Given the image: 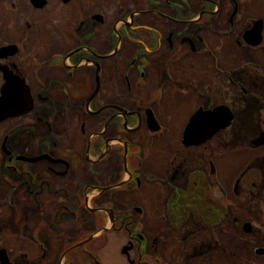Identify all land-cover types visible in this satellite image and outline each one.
<instances>
[{"label":"flooded vegetation","instance_id":"af4514ba","mask_svg":"<svg viewBox=\"0 0 264 264\" xmlns=\"http://www.w3.org/2000/svg\"><path fill=\"white\" fill-rule=\"evenodd\" d=\"M95 1L0 0V89L5 83L3 70H6L24 81L29 87L33 100L30 112L0 121V150L12 155L10 146L13 145L16 148L14 156L4 157L7 163H13L7 171L10 170L14 174L7 175L14 185H21L28 199L32 201L35 197L49 199V195L62 198L61 192L56 191V188L52 189L54 192L46 194L44 186L39 187L38 184L45 185L50 182L55 186L74 185L77 179L86 178V170L90 168L88 165L92 166L91 175L94 174V181L97 184H103V181L97 180L96 173L103 170L102 163L108 158L107 154L110 151H117L123 159L121 173L124 177L120 176L115 183L108 182L106 188H99L100 194L105 195L107 203L112 205V208L107 205L99 208L102 209L99 212L100 218L105 221V211L112 210L108 212L111 213L113 226L107 228L108 231H103L107 226L106 222H103L101 226L95 224L96 226L94 225L91 230L75 224L74 229L69 232L63 223L74 219L78 222V220L71 212L60 208L57 212L61 215L60 222L55 226L58 229H56L58 233L56 240H54L53 230L47 228V223L35 221L36 224L30 230L31 234L28 237L32 240L33 247L37 246L39 249L32 247L33 250L27 251L30 256L19 263L47 264L49 261L51 264L54 261L53 264H74L72 260L76 254L73 251L81 248L84 259L80 258L78 260L80 263L99 264L93 255L91 244L95 243L94 240L97 237H102L106 242V233L120 231L127 238H125L126 245H129L128 251L123 253L126 264H150L145 257L153 255L160 248L159 243H168L169 241L165 239L172 237L173 234H179V242L184 245L180 249H186L183 239L197 237L204 230H209L212 234L210 242L213 244L212 248L209 247L210 259L212 255L220 260L223 259L224 262L235 259V253L232 251L241 253L243 247L226 246L223 243L224 238L241 240L243 236H248L247 242L251 248V255L246 257L241 253L242 259L249 264H264V144L260 146L254 144L262 130L258 129L256 135L247 141L249 146L243 147V150L249 152L253 158L243 164L232 180L231 186L227 187L228 197L225 192L224 176L221 175L218 164L215 165L210 158L200 157L198 161L202 166H207V171L204 167L191 168L194 160L191 156L192 152L189 151L191 155L188 159L180 153L173 146L174 132L171 123L165 126L158 118L167 116L168 110L174 104L170 103V93L187 101L189 106L192 105L197 94L195 105L199 106L197 108L195 106L196 110L185 121L180 133L182 145L187 148H201L225 130L218 131L199 144L184 143V132L191 118L197 111L205 110L201 106L203 100L208 103V96L205 95L208 92L205 79L201 75H191L192 70L196 67L201 73L212 71L209 65V59H211L212 66L216 68L219 75L225 71L219 63L220 52L215 48L218 46L219 37L215 39L211 36L207 37L210 25L208 19L218 16L217 9L221 7V1L200 0L199 12L192 8L191 0ZM109 1L113 6L111 9L106 6ZM227 2L231 3L232 9L238 10L236 12L238 15L241 13L237 0ZM36 14H41L39 20L35 18ZM192 14H196L197 17H192ZM52 16H55V19L51 18ZM236 18L230 21L232 29H234ZM36 24L49 28L51 35L53 34L54 39L49 38L48 48L41 46L34 48V38L37 36L34 31ZM219 34L218 26H214L211 29V35ZM79 37L80 40H76ZM83 37L86 39H81ZM234 41L239 49L245 48V44L240 43V38ZM99 43L103 45L100 46ZM247 48L250 52L258 53L263 47ZM44 52L50 53L41 58L39 53ZM251 56L253 57L248 62L256 64V55L251 53ZM260 67L261 65L258 64L259 69ZM238 68L226 74L227 80L244 90L241 86L242 75L251 79L256 74L250 73L248 69ZM258 68L256 67L254 71L259 72ZM119 77L125 92L120 90L117 92ZM261 77L264 84V76L261 75ZM87 79L92 83V90L89 96H80L85 98L80 102L75 93L84 91ZM32 80L35 85L31 83ZM194 81L199 84L198 89L186 86L190 89L189 93L182 91L185 86L183 83ZM153 83H159L153 92L152 106L154 108L151 105L143 106L142 99L133 94L132 84H135L136 88H145ZM164 83L171 90L165 91ZM74 86L75 89H71ZM174 87L177 89H173ZM111 91L117 92L119 99L108 103ZM110 98L113 100L114 97ZM243 99L250 101V98ZM251 100L254 98L251 97ZM252 104L255 107L258 105ZM253 107L250 106L247 109ZM159 111L161 116L158 115ZM142 118H145L149 124L152 122L150 128L148 127L149 132L154 131L155 128L159 130L150 134L148 142L153 143V156L156 155L154 157L158 158L159 155L164 161H156L158 165H153L152 168L159 167V170L170 168L171 177L162 176L157 172H152V175H141L145 171H142L145 160L144 156L142 157L143 150L140 144L134 143V139L128 137V132L137 128ZM92 122H94L93 130L90 128ZM112 124L116 125L113 137L115 140L106 137L107 128ZM218 137L219 141L224 143L222 134ZM82 139L87 142L84 152L93 159H90L85 167L78 166L76 171L74 162L68 154L71 150L75 151L73 144L82 142ZM158 142H166L167 146ZM43 144L51 145L52 149L43 150L41 146ZM154 144L158 148H155ZM112 147H115V150ZM43 154H48L55 161L41 159L29 162L19 157V155L38 157ZM132 155L135 156L137 167L132 161ZM15 157L20 165H16L18 161L14 159ZM129 159L131 163L128 162ZM173 167H176L175 171ZM111 168L112 163L105 167L106 173L113 172L111 174L115 175V167L113 166L112 170ZM57 178L62 179L60 183L56 182ZM144 181L157 187L155 189L158 190V199L163 195L164 203L163 205L158 203V207L165 211L163 213L165 227L169 228V230H163L164 227L161 229L155 226L151 236L148 234L150 228L147 224L149 221L146 217L147 213L141 204H137L138 206L134 208L132 205L122 204L119 209L115 208L112 201L118 189H120L118 192L129 193L126 194L129 196L134 191L140 192ZM214 184L221 192V198H211V190H215ZM28 188L34 191L28 194ZM93 190L94 188L89 185L82 187L84 194H89ZM74 191L79 192L80 188L75 187ZM230 191L233 198L230 196ZM72 192H65L62 206L72 204ZM75 197L78 198L77 195ZM84 198L88 201L87 195ZM132 199L134 198L131 196L128 201L131 202ZM225 199L232 203L225 204ZM85 205L84 209L87 211L96 212V209H87ZM115 205L118 206V204ZM228 216L232 218L231 224L224 228V220ZM26 217V221H29L30 216L26 215ZM38 227H45L49 233L48 237L45 235L43 239L41 235L44 230L39 231L41 228L38 229ZM13 231L17 232L16 228ZM48 238L52 239L48 240ZM201 240L199 236L196 245L201 246L203 244ZM53 244L58 249V256L51 259L47 256H49V248H54ZM87 244L90 246L87 247ZM124 246L123 244L122 247ZM190 248L192 250V247ZM218 250L222 255L216 254ZM207 252V250L203 251V254ZM85 258H89L91 262H86ZM8 259L10 264H15L16 260L10 256L9 252Z\"/></svg>","mask_w":264,"mask_h":264},{"label":"rangeland","instance_id":"374dc122","mask_svg":"<svg viewBox=\"0 0 264 264\" xmlns=\"http://www.w3.org/2000/svg\"><path fill=\"white\" fill-rule=\"evenodd\" d=\"M99 1V0H98ZM221 1V7L218 8V16L213 18V19H208V22L210 23L207 31V37L211 36V38L215 39L218 38L217 41V48L219 50V57H220V62L221 66L225 69L220 75L218 74L216 68L212 66V61L209 59V65L212 67V71H206L200 72L198 68L195 67V70H192L191 75H201L202 78L205 79L206 85L208 87V92L205 94L208 96V103L206 100H203V104L201 105L203 108H211L214 107L215 105L218 104H224L227 105L234 113L235 115V120L225 128V130L222 131V137L224 140L223 142L219 141L220 134L218 136H215L214 139H212L209 144L204 145L201 148H195V147H190L187 148L182 145L181 139H180V133L181 130L185 124V121L188 119V117L194 113L196 108L199 105H195V101L197 99V94L195 95V99L193 100L194 102L192 103L191 106H189V103L185 100H182L181 97H175L173 96V93H170L171 98H170V103L173 104L170 110H168L167 116L162 117L158 112V115L161 117L159 118L160 123H164L165 126L166 124H170L172 127V130L174 132V144L173 146L180 151V153H183V155L188 159L189 151L192 152V159L193 163L191 165V168H197L200 169L202 167L205 168L207 171V166L205 167L201 165L200 161L198 159L200 157H204L205 159H211L214 164H218L220 167V172L221 175L224 176V182L226 183V188L225 192L226 195L229 197V193L227 190V187L231 186L232 180L236 177L237 173L239 172L240 168L243 166L245 162L250 161L253 157L249 154V152L244 151L243 147L246 146L248 147L249 144L247 141L251 140L254 135H256L258 129L262 130L261 133H264V84H263V79L261 77L264 76V26L262 30V35H263V42L261 43L262 49L258 51H249V49L246 47L245 48H238L235 43V39H241L242 33L245 28L248 26H251L252 19L249 17H262L264 19V0H251V4L249 0H237L238 4L240 5L241 9V15L237 19V22H234V29L231 28V25L229 23V17L232 13V6L230 2H227L229 0H220ZM88 2V1H86ZM94 2H96L94 0ZM104 2V1H103ZM200 0H191L192 3V8L196 11L199 12L201 9L198 6ZM105 3V2H104ZM251 4V5H250ZM95 5V3H94ZM106 6L108 9L113 8L111 1L106 3ZM100 8V7H97ZM195 16V14H192V17ZM41 14H36L35 18L40 19ZM51 18L55 19V16H52ZM203 19V16H202ZM214 26H218V30L220 34L218 36H212L211 35V29ZM230 30H232L230 32ZM34 31L37 34V36L34 38V48L38 47H49V38L54 37L50 33V29L45 27V26H39V24L34 25ZM228 33V34H227ZM227 34V35H226ZM49 36V37H48ZM81 39H86L85 37ZM76 40H80L76 39ZM105 40L102 39V42ZM100 46H102V43H99ZM63 51V50H62ZM50 52H44V53H39L40 57L43 58L44 56H47ZM251 53L256 55V64L249 63L251 57ZM244 57V58H243ZM243 58V59H242ZM242 63V65H240ZM258 64L261 65L260 69L258 68ZM239 65L242 67H239ZM238 69H248L250 73H255V77L249 79L248 76L242 75V83L241 86L244 90H241L240 88H237L233 84H231L227 80V75L228 73H232V69L234 68ZM256 67L259 69L258 71L256 70ZM255 68V69H254ZM123 69V68H122ZM121 69V72H122ZM133 75V74H132ZM31 79V77H30ZM117 84L118 89L117 92L124 91L123 88L121 87V81L120 77L117 79ZM32 84L35 85L34 81H31ZM86 87H84V91L78 92L76 91L75 95L79 99V101H83L85 98H80V96L85 95L86 97L89 96L90 91L92 90V83L89 79L86 81ZM91 84V85H90ZM161 84V83H160ZM134 86L133 94L138 95L140 99L143 101V106L145 105H151L152 106V98H153V92L155 91V88L159 85V83H153L149 85V87H139L136 88L135 84H132ZM162 85V84H161ZM166 86L165 91L171 90V88L164 83ZM183 92H188V88L186 86H189L191 88L195 87L198 89L200 86L199 84L194 81V82H188V83H183ZM77 86V85H76ZM85 86V85H84ZM91 86V88H90ZM35 88V87H34ZM71 89H75L74 87H71ZM177 89V88H173ZM36 90V88H35ZM117 92L111 91L110 95L108 97V103H112L111 101H116L119 99L117 96ZM125 92V91H124ZM187 93V94H188ZM111 96H113V100H111ZM244 97L250 98V101H247L248 99H243ZM251 97L254 98V100H251ZM256 97V99H255ZM244 100V101H243ZM179 103H178V102ZM254 103L257 105L256 107L252 104ZM249 104V105H248ZM41 105V104H40ZM142 106V107H143ZM196 106V108H195ZM254 106L252 109H247V107ZM154 108V107H153ZM143 110V109H142ZM142 110L140 112H142ZM84 112V111H83ZM162 112V110H161ZM173 116H171V114ZM172 119L170 120V118ZM151 122V121H150ZM93 125L94 122H92V125L90 126L91 130H93ZM116 125L112 124L107 128L106 131V137L109 139L115 140L114 137V129ZM150 124L145 118H142V121H140V124L137 128H133L128 132V137H131L134 139V143L140 144L141 145V150H143L142 157L144 156V163L142 165V171L144 172L141 173V175H152V172H157L160 173L162 176H168L170 173V168L168 170H159V167H153V165H158L156 164V161L163 162V158L158 155L157 157L153 156V143H149V136L150 134H153L155 132H158L159 130L155 128V130H150L149 128ZM163 127V126H162ZM119 131V129H118ZM83 137V135H81ZM111 136V137H110ZM218 137V138H217ZM217 138V139H216ZM157 144V140L155 141ZM160 144H164L167 146L166 142H158ZM155 145V148H158ZM87 142L82 139V142H75L73 144L74 150H71L68 154V157L71 158L72 162H74V166L76 168V171L78 170V166L85 167L88 165V161L90 159L92 160L89 155H87L84 151L86 148ZM43 150H48L50 151L52 149V146L49 144H43L41 145ZM164 147V146H162ZM113 150H115V147H112ZM9 150V149H8ZM10 150L15 154L16 153V148H14L13 145L10 146ZM9 150V151H10ZM81 152H78L80 151ZM160 151H163V149L159 148ZM159 150L157 152H159ZM6 154L0 150V247L5 248L10 256L14 258L15 264H20V261H25L27 257L30 255L27 254L28 250H33V242L28 237L30 235V230L34 227L36 224L35 221L40 220V222L47 223V228L53 230V234L55 235L54 240H56V237H58V233L56 232V227L57 223L60 222V214H58V210L60 208L63 209V211L71 212L73 215L76 216L78 222L74 219L71 221H68L66 223H63V225L67 226V230L70 232L72 229H74V225H82L84 226L87 230H91L93 226L96 224L98 226H101L103 222H106L109 220L108 216L106 215L105 221H102L100 218V210L101 207L104 205L109 206L112 208V205L107 203V197L102 196L100 194L99 188H106L108 187L107 183L108 182H114L118 180L121 177H124L122 175L121 171L123 168V159L120 156V153H117V151H110L107 156L108 158L102 163L103 170L99 171L96 173L97 180L102 182L103 184H97V182L94 181V174L91 175L93 171H91V167L86 170V178L82 177L80 180L77 179L74 183V185L68 184L66 187L61 186L60 184L58 185H52L50 182L47 184H38L39 187L44 186L45 193L50 194L52 189H57L56 191H60L62 196H65V192H72V204L71 205H64L62 206V201L63 197H56V196H50L49 199L48 197L44 199H40V197L37 199L35 197V200H29L27 193L25 194V189L23 187H20L21 185H14L15 187L11 188V179L9 177H6V174H14L12 171H7L9 167L13 166V163H7L4 159V157H10L14 156ZM113 156V157H112ZM109 158H111L109 160ZM16 160V157L14 158ZM16 165H20L19 160ZM97 161V160H96ZM132 161H135V156L132 155ZM131 163V160L129 159L128 161ZM112 163V168L113 166L115 167V175L111 174L113 172L106 173L105 167L108 164ZM99 164V163H98ZM101 165V164H100ZM97 165V166H100ZM180 165V164H177ZM15 167V166H14ZM100 167V168H102ZM135 167L136 164H135ZM140 168V167H139ZM180 168V167H179ZM173 170H176V167H173ZM249 175V174H248ZM171 177V175H169ZM5 179L9 180L10 183H6ZM62 179L56 180V182L60 183ZM124 180V179H121ZM251 180V179H250ZM248 181V180H246ZM63 183V182H62ZM126 184V183H125ZM84 185H89L94 188V190L89 193V194H84L82 191V187ZM216 184H214L215 186ZM111 186V185H110ZM79 187L80 191L75 192L74 188ZM154 185L147 183L144 181L142 190L140 192H133L129 195V193H120V189L116 191L114 199L112 198L113 205L115 208L121 209V205H132L133 208L138 206L137 204H141L147 215L146 217L148 218V228H150V233L148 234L151 236L153 234V228L155 226L163 228V230H169V228L166 226L165 227V219L163 216V208L158 207V203L163 205L164 200H163V195L160 196V198H157L158 195V190L155 189ZM50 189V191H48ZM63 189V190H61ZM162 189V187L160 188ZM28 194H31L32 191L28 188ZM212 192V197L218 199V197L221 198V192L218 191L217 186H215V190H211ZM50 192V193H49ZM168 193V191L166 192ZM231 193V197L233 198V194ZM82 194V195H80ZM59 195V194H57ZM78 196L75 197V196ZM88 198V201H85L84 196ZM136 197H134V196ZM133 197L134 199L129 202L130 197ZM109 199V198H108ZM60 200V201H58ZM232 200V199H231ZM39 202V203H38ZM85 202L87 203L85 205ZM118 202V203H117ZM136 202V203H135ZM225 204L232 203V201H229L228 199H225L224 201ZM115 204H118L116 206ZM84 205L86 206L87 209H96V212H89L86 209H84ZM25 207V208H24ZM76 209V210H75ZM98 209V210H97ZM73 210V211H72ZM133 210V209H132ZM112 212V210H110ZM30 216V220L26 221V215ZM43 213V214H42ZM51 217V219H50ZM253 219V217H252ZM231 216H228L224 220V228L228 227L231 223ZM247 221V220H246ZM9 224V226H8ZM42 224V225H43ZM90 224V225H89ZM95 225V226H96ZM41 226V225H40ZM109 226V225H108ZM16 228L17 232H14L13 229ZM41 227H38L40 229ZM54 228V229H53ZM76 228V227H75ZM137 228V226H136ZM37 229V230H38ZM138 229V228H137ZM44 230V231H42ZM58 230V229H57ZM226 230V229H225ZM24 231H26L24 233ZM39 231H42L41 237L45 239V235H49L48 231L46 230L45 227H42ZM70 236L72 234H69ZM211 232L209 230H204L202 234H199L197 237H187L183 239V242L186 245V249H180L183 248L184 245L179 242V234L174 235L172 237H168L165 240H168L169 242L167 243H159L160 248L157 249V251L151 255V256H146L145 260L148 261L150 264H249L248 261L245 259H242L241 253L244 256H250L251 255V248L249 246V237L248 236H243L241 240L238 239H232L231 237L224 238V244L227 246L231 247H240L242 246V252L238 253L235 251H232L235 253V259H229L224 262V260H220L217 256L212 255V259H210V248L213 247V244L210 242L211 238ZM199 236H201V241H203V244L196 245V241L199 240ZM215 237V236H214ZM106 242L103 240L102 237H97L96 240H94L95 243H90L92 245L91 249L93 250V255L95 258L98 260L99 264H126V258L125 255L120 251L121 247L123 244L126 245V237H124V234H122L120 231H115V232H108L105 234ZM126 238V239H125ZM172 238H174L172 240ZM52 238H48V240H51ZM171 239V240H170ZM57 244V243H55ZM53 244V246L55 245ZM90 244H87V247L90 246ZM129 246V245H128ZM127 246V247H128ZM192 247V250H190ZM210 247V248H209ZM34 248V247H33ZM36 249H39L37 246H35ZM34 248V249H35ZM190 248V249H189ZM205 252L206 250L208 251L207 254H203V251ZM235 250V249H234ZM49 258L54 259L55 256H58V249L53 247L49 248ZM91 251V250H90ZM82 249L77 248L73 251V253L76 254V256H73L72 263L74 264H82L78 260L80 258L84 259L82 256ZM191 253V254H190ZM133 254V253H132ZM191 256H190V255ZM218 256L222 255L220 250L217 251L216 253ZM34 256V254H31ZM84 255V254H83ZM131 257V253H129ZM225 255V254H224ZM238 257V260H237ZM240 257V259H239ZM143 259V258H142ZM83 261V260H82ZM86 262H91L89 258H85ZM54 261L51 262L53 264ZM47 264H49V261H47Z\"/></svg>","mask_w":264,"mask_h":264},{"label":"water","instance_id":"95a60500","mask_svg":"<svg viewBox=\"0 0 264 264\" xmlns=\"http://www.w3.org/2000/svg\"><path fill=\"white\" fill-rule=\"evenodd\" d=\"M262 29V20H255L252 26L244 32L242 36L243 40L250 46L259 45L262 40ZM3 71L5 83L0 89V121L26 113L32 108L29 87L18 76L6 70ZM232 120L233 114L225 105H219L209 110H199L191 118L186 128L184 143L186 145L199 144L211 138L219 130L228 127ZM150 124L152 125V122ZM263 143L264 133H261L260 137L254 141V144L261 145ZM45 158L50 161H55L46 155L31 159L21 157L20 159L34 162ZM127 249V247L123 248V252H126ZM0 260L1 264H9L4 249L0 250Z\"/></svg>","mask_w":264,"mask_h":264},{"label":"bare ground","instance_id":"6f19581e","mask_svg":"<svg viewBox=\"0 0 264 264\" xmlns=\"http://www.w3.org/2000/svg\"><path fill=\"white\" fill-rule=\"evenodd\" d=\"M90 225V224H89Z\"/></svg>","mask_w":264,"mask_h":264},{"label":"trees","instance_id":"16d2710c","mask_svg":"<svg viewBox=\"0 0 264 264\" xmlns=\"http://www.w3.org/2000/svg\"><path fill=\"white\" fill-rule=\"evenodd\" d=\"M102 225V224H101Z\"/></svg>","mask_w":264,"mask_h":264}]
</instances>
